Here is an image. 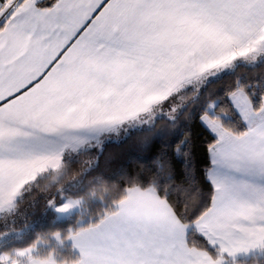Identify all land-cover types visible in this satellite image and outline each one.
Masks as SVG:
<instances>
[{"label":"snow or ice","instance_id":"1","mask_svg":"<svg viewBox=\"0 0 264 264\" xmlns=\"http://www.w3.org/2000/svg\"><path fill=\"white\" fill-rule=\"evenodd\" d=\"M256 65L264 0H0V264H264V75H237ZM131 133L173 139L89 180ZM38 190L64 226L25 240Z\"/></svg>","mask_w":264,"mask_h":264},{"label":"trees","instance_id":"2","mask_svg":"<svg viewBox=\"0 0 264 264\" xmlns=\"http://www.w3.org/2000/svg\"><path fill=\"white\" fill-rule=\"evenodd\" d=\"M237 75L259 78L264 75V65L241 67L237 69ZM230 81L231 77L226 78L220 84L215 85L214 90L222 88ZM177 131L191 134L194 144V161L200 164L204 158L203 142L206 140L207 134L199 126V122L195 119L188 122L182 121L181 127ZM172 139V134H169L163 140L155 142L153 146L146 149L137 142V134L131 133L127 136L121 134V138L105 144L103 154L99 158V166L88 179L100 176L118 185L129 173L134 174L140 169L149 167L154 157L159 154L161 149H165L166 145H170ZM168 150L170 151V149ZM73 168L78 169L79 165H73ZM85 183L87 184V181ZM52 194V192L38 190L28 200L21 203L17 209L15 227L19 230L23 228L25 222L31 226L25 233V240L32 239L38 233L47 232L53 228L59 230L64 226L63 222L53 223L51 217L44 213V197ZM90 210L88 207L85 208V212ZM2 226L3 223L0 222V227Z\"/></svg>","mask_w":264,"mask_h":264}]
</instances>
